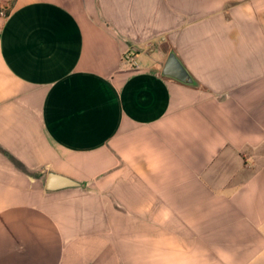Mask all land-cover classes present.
<instances>
[{
	"label": "crops",
	"instance_id": "crops-1",
	"mask_svg": "<svg viewBox=\"0 0 264 264\" xmlns=\"http://www.w3.org/2000/svg\"><path fill=\"white\" fill-rule=\"evenodd\" d=\"M0 264H264V0H0Z\"/></svg>",
	"mask_w": 264,
	"mask_h": 264
},
{
	"label": "water",
	"instance_id": "water-1",
	"mask_svg": "<svg viewBox=\"0 0 264 264\" xmlns=\"http://www.w3.org/2000/svg\"><path fill=\"white\" fill-rule=\"evenodd\" d=\"M161 74L163 76L177 80L183 84H191L192 80L186 70L181 66V64L176 59L173 53L168 54L162 67ZM53 175L48 174L45 180V188L47 190H55L57 188H62L63 186H76L77 183L73 180L63 178L61 183L53 184Z\"/></svg>",
	"mask_w": 264,
	"mask_h": 264
},
{
	"label": "built area",
	"instance_id": "built-area-1",
	"mask_svg": "<svg viewBox=\"0 0 264 264\" xmlns=\"http://www.w3.org/2000/svg\"><path fill=\"white\" fill-rule=\"evenodd\" d=\"M123 61L125 63H128L129 65H135V62L133 61V59L129 55H125L123 58Z\"/></svg>",
	"mask_w": 264,
	"mask_h": 264
},
{
	"label": "rangeland",
	"instance_id": "rangeland-1",
	"mask_svg": "<svg viewBox=\"0 0 264 264\" xmlns=\"http://www.w3.org/2000/svg\"><path fill=\"white\" fill-rule=\"evenodd\" d=\"M1 11H2L3 14L6 15L8 13L9 9L8 8H4V10H1Z\"/></svg>",
	"mask_w": 264,
	"mask_h": 264
}]
</instances>
